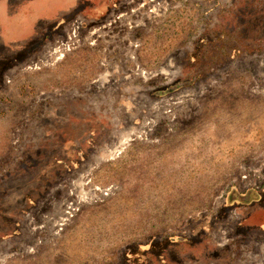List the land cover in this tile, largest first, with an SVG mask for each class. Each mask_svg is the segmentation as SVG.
I'll return each instance as SVG.
<instances>
[{
    "label": "rangeland",
    "instance_id": "obj_1",
    "mask_svg": "<svg viewBox=\"0 0 264 264\" xmlns=\"http://www.w3.org/2000/svg\"><path fill=\"white\" fill-rule=\"evenodd\" d=\"M0 264H264V0H0Z\"/></svg>",
    "mask_w": 264,
    "mask_h": 264
}]
</instances>
